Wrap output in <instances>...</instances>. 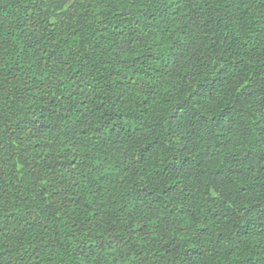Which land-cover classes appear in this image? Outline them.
Wrapping results in <instances>:
<instances>
[{
    "label": "trees",
    "instance_id": "obj_1",
    "mask_svg": "<svg viewBox=\"0 0 264 264\" xmlns=\"http://www.w3.org/2000/svg\"><path fill=\"white\" fill-rule=\"evenodd\" d=\"M0 264H264V0H0Z\"/></svg>",
    "mask_w": 264,
    "mask_h": 264
}]
</instances>
